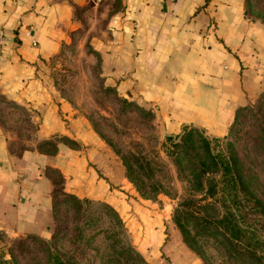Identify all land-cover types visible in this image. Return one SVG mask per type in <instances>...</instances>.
Segmentation results:
<instances>
[{
	"label": "crops",
	"instance_id": "1",
	"mask_svg": "<svg viewBox=\"0 0 264 264\" xmlns=\"http://www.w3.org/2000/svg\"><path fill=\"white\" fill-rule=\"evenodd\" d=\"M88 12L101 24L93 48L105 83L147 104L167 135L193 127L224 137L236 110L264 83V23L245 13L244 0H0V96L34 124L33 143L16 151L0 122V233L48 234V167L62 174L66 193L121 212L114 207L121 181L110 183L95 165L100 138L59 95L49 73L52 57ZM85 24L84 33L91 32ZM45 141L53 152L40 148ZM143 209L140 228L152 240L143 253L158 264L165 238L153 231L161 215ZM172 246L166 254L175 253ZM178 258L171 263L180 264Z\"/></svg>",
	"mask_w": 264,
	"mask_h": 264
},
{
	"label": "rangeland",
	"instance_id": "2",
	"mask_svg": "<svg viewBox=\"0 0 264 264\" xmlns=\"http://www.w3.org/2000/svg\"><path fill=\"white\" fill-rule=\"evenodd\" d=\"M244 1L248 16L264 23V0ZM85 19L91 32L84 33L87 29L84 22V26L52 57L49 73L59 95L100 138L101 148L95 165L106 178L111 177L110 183L121 181L120 185H116L122 187L121 200L114 207L120 208L123 229L114 225L98 201L76 204L58 192L53 197V208L46 227L48 234L8 236L3 233L1 245L5 259H12L14 264H45L50 251L55 250L70 264H107V259L117 261L120 258V249L116 248L119 244L120 247L131 246L149 264H157L150 261L142 248L152 243L150 233L140 228L145 218L143 208L148 207L161 215L162 224L153 231L163 232L165 238L164 252L160 251L162 256L158 264H172L174 256H179L180 264L187 260L198 264H264V246L259 247L261 253L257 252L256 257L250 256L244 244L229 240L210 225L207 218L215 214L213 209L195 206L204 203L201 192L196 191L191 182L189 169L195 156L184 158L178 155L181 162L177 165L174 157L163 151L162 144L167 134L156 126L149 106L139 99L122 97L115 87L105 83L100 55L93 48V42L101 35L98 27L101 24L94 12H88ZM263 93L264 83L260 89L251 92L247 102L237 109V119L226 135L211 142L210 147L236 155L245 181L264 201V150L259 138L263 119L259 112V101ZM0 122L16 151L33 140L34 124L29 115L2 96ZM201 134L210 140L203 131ZM193 138L197 140L198 136L194 133ZM128 152L139 153L152 162L155 177L164 192L155 198H146L138 192L126 176L122 157ZM197 153L201 155V149L198 148ZM45 172L52 183V194L54 189L59 191L57 173L51 169ZM190 198L194 199L192 203L189 202L190 207L181 206L189 215L186 224L191 232V244L188 245L173 221V213L183 199ZM145 199L148 204L143 203ZM255 219L249 213L246 215L248 223H256L259 229L260 221ZM262 231L260 237L264 241ZM113 235L116 241L120 240L117 245L111 242L109 236ZM169 243L173 244V250L176 249L172 255L166 254L168 250L165 252V246Z\"/></svg>",
	"mask_w": 264,
	"mask_h": 264
},
{
	"label": "trees",
	"instance_id": "3",
	"mask_svg": "<svg viewBox=\"0 0 264 264\" xmlns=\"http://www.w3.org/2000/svg\"><path fill=\"white\" fill-rule=\"evenodd\" d=\"M244 10L248 15V11L245 8V1ZM259 112L262 113L263 118L259 138L264 150V93L262 94V99L259 101ZM238 114L239 111L236 110L233 122L236 121ZM194 133L198 136L197 140L193 138ZM209 138L210 140L203 136L197 128L184 127L174 136L167 135L162 147L166 155L174 157L177 165L181 162L177 157L178 155H182L184 158H190L191 155L195 156L193 165L189 169L191 182L193 183L194 189L201 192V200L204 201L203 205L195 206L213 209L215 214L207 218L210 225L223 233L229 240L244 244L246 252L250 256L256 257L257 252L261 253L259 247L262 248L264 246V241L260 237V232L262 230L264 232V201L250 189L249 184L245 181V176L242 175L238 167L236 155L227 154L222 150L215 151L210 147V143L218 138ZM196 143H198L197 147H195ZM39 145L41 149L47 150L46 152H53L54 150L51 141L41 142ZM198 148L202 151L201 155L197 153ZM122 158L126 168V176L142 196L155 198L159 193L164 192L161 183L155 177L150 160L139 153L135 154L132 152L126 153ZM50 169L54 170L60 179V190L57 191L54 189L53 194H51L52 208L53 197L58 192L66 200H70L76 204L81 203V201H92L89 199H80L73 194L66 193L63 189L62 174L57 169L47 168V170ZM192 201H194L192 198L183 199L173 213V221L180 230L183 241L188 245L191 244V241H189L191 232L186 224L189 220V215L186 213V209L181 208L190 207L189 204ZM99 203L107 211L110 220L115 223L114 225L123 229L124 223L119 212L107 203ZM248 213L251 216H255L257 218L255 220L260 221L259 229L256 228V223H248L246 220ZM109 237L112 239L111 242H115V245L120 241H116L114 235ZM2 242L3 233H0V264H14L12 259H5L3 245H1ZM116 248L120 249L118 251L120 258L117 261L107 259V264H149L143 255L136 252L131 246L120 247L118 244ZM45 264L70 263L55 250H51Z\"/></svg>",
	"mask_w": 264,
	"mask_h": 264
},
{
	"label": "built area",
	"instance_id": "4",
	"mask_svg": "<svg viewBox=\"0 0 264 264\" xmlns=\"http://www.w3.org/2000/svg\"><path fill=\"white\" fill-rule=\"evenodd\" d=\"M170 1H174V0H170ZM0 38H2V32H0ZM32 45H36V41L32 40Z\"/></svg>",
	"mask_w": 264,
	"mask_h": 264
}]
</instances>
